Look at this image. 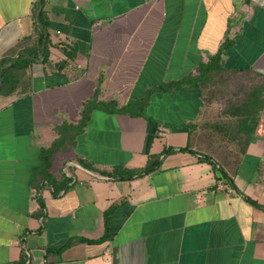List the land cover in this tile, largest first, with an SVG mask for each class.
Returning a JSON list of instances; mask_svg holds the SVG:
<instances>
[{
  "label": "crops",
  "instance_id": "0c3cea01",
  "mask_svg": "<svg viewBox=\"0 0 264 264\" xmlns=\"http://www.w3.org/2000/svg\"><path fill=\"white\" fill-rule=\"evenodd\" d=\"M218 52L236 159L167 86ZM0 264H264V0H0Z\"/></svg>",
  "mask_w": 264,
  "mask_h": 264
},
{
  "label": "rangeland",
  "instance_id": "374dc122",
  "mask_svg": "<svg viewBox=\"0 0 264 264\" xmlns=\"http://www.w3.org/2000/svg\"><path fill=\"white\" fill-rule=\"evenodd\" d=\"M195 74L192 72L186 76H198L200 73L197 71ZM261 79L249 72L237 73L217 67L198 82L206 107L194 134L204 148L224 160L236 159L240 155L244 121L252 108L249 93Z\"/></svg>",
  "mask_w": 264,
  "mask_h": 264
},
{
  "label": "trees",
  "instance_id": "16d2710c",
  "mask_svg": "<svg viewBox=\"0 0 264 264\" xmlns=\"http://www.w3.org/2000/svg\"><path fill=\"white\" fill-rule=\"evenodd\" d=\"M40 20H42L41 14H40ZM43 51L46 52V47L43 48ZM28 53L31 54V52H28ZM28 53H21L19 58H18L17 64L23 62V60H28L30 57V54L27 56ZM219 59H220L219 52L215 53L214 56H212L208 62H206L200 66V70H199L200 74L198 76H193V77L186 76L185 78H183L177 82H172V83L168 84L167 86L168 87H172L174 85L179 86L178 83L199 82V81L205 79L208 76V73L210 70L217 68V67L218 68L222 67L220 62H219ZM4 83H5V77H4Z\"/></svg>",
  "mask_w": 264,
  "mask_h": 264
},
{
  "label": "built area",
  "instance_id": "2783aa9c",
  "mask_svg": "<svg viewBox=\"0 0 264 264\" xmlns=\"http://www.w3.org/2000/svg\"><path fill=\"white\" fill-rule=\"evenodd\" d=\"M56 33L62 36V40L66 39V34L61 29H56ZM61 40V39H60Z\"/></svg>",
  "mask_w": 264,
  "mask_h": 264
}]
</instances>
